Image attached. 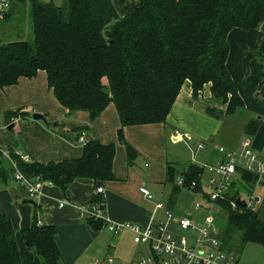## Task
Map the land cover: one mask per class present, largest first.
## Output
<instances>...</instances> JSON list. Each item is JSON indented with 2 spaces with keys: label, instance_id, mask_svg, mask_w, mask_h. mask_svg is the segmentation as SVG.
I'll use <instances>...</instances> for the list:
<instances>
[{
  "label": "trees",
  "instance_id": "trees-1",
  "mask_svg": "<svg viewBox=\"0 0 264 264\" xmlns=\"http://www.w3.org/2000/svg\"><path fill=\"white\" fill-rule=\"evenodd\" d=\"M25 1L30 4L33 40L0 42V87L44 70L70 113L87 111L95 119L112 103L122 127L164 123L186 80L195 96L210 83L213 98L227 104L228 114L244 107L227 67L228 35L236 27L257 28L264 21V0H137L123 16L113 0H64L60 6ZM253 124L245 128L248 134L255 133ZM115 152L114 144L90 140L75 159L44 163L16 153L10 157L27 177L41 176L65 191L78 178L102 183L113 179ZM128 155L132 160L135 151L129 148ZM195 173L188 174L190 179ZM102 197L93 196L90 202ZM237 199L230 191L218 200L225 209L222 248L234 254L250 242L264 248L260 209L244 207ZM88 220L96 228L104 224L102 219ZM56 234L55 226L37 222L22 230L42 264H65ZM0 264H22L16 230L1 211Z\"/></svg>",
  "mask_w": 264,
  "mask_h": 264
},
{
  "label": "crops",
  "instance_id": "crops-1",
  "mask_svg": "<svg viewBox=\"0 0 264 264\" xmlns=\"http://www.w3.org/2000/svg\"><path fill=\"white\" fill-rule=\"evenodd\" d=\"M41 1H52L58 6L64 2ZM113 1L121 16L137 2ZM27 13L30 15L29 2L13 0L0 21L20 20ZM29 24L28 21L26 28ZM15 32L12 27L2 29L0 42L13 41L6 37ZM228 42L227 67L244 101V107L233 114L227 113L226 103L213 98L210 83L195 96L190 80L182 85L164 123L125 127L121 126L119 113L112 103L95 119L87 111L70 113L49 86L44 70L33 77H21L17 84L0 87V211L9 216L16 230L22 264H42L22 235V230L34 222L55 226L56 241L65 264H91L106 254L114 255L118 262L129 263L150 251L147 245L134 242L131 231L114 236L104 224L96 228L82 217L77 206L92 200L98 185L94 179L78 178L65 191L46 183L42 195L32 198L12 179L10 153L24 155L29 162L47 163L81 157L84 145L90 140L114 144V178L102 183L111 221L148 225L155 202L141 193L140 188L146 187L156 200L178 216L188 217L196 224L203 223L206 213L195 208V201L205 192L212 175L206 166L222 157L217 147L239 148L241 141L249 138L254 149L264 153V21L257 28L232 29ZM8 112L18 113L6 117ZM31 113L44 115V120H36ZM250 121L257 125L254 134H248L245 129ZM10 124L12 127L8 129ZM82 133L83 144L78 141ZM199 144L204 147L200 148ZM129 148L135 151L132 160ZM195 171V179L199 181L197 189L177 184L180 175L189 177ZM234 181L230 191H235L237 196L239 193L238 198L242 199L243 194L247 195L244 200L258 207L264 219V177L240 169L234 174ZM184 193L192 195L193 208L183 206ZM63 201L67 203L61 206ZM220 218L221 235L223 218ZM163 219V212L159 211L155 223Z\"/></svg>",
  "mask_w": 264,
  "mask_h": 264
},
{
  "label": "built area",
  "instance_id": "built-area-1",
  "mask_svg": "<svg viewBox=\"0 0 264 264\" xmlns=\"http://www.w3.org/2000/svg\"><path fill=\"white\" fill-rule=\"evenodd\" d=\"M13 0H0V20L5 17ZM78 141L85 143L82 133ZM204 147V144H199ZM222 153L221 159L206 168L212 174L208 179L205 192L195 201L196 209H204L206 215L202 224H196L188 217L178 216L162 201L156 200L155 195L146 187L140 188L141 193L155 202L154 211L150 215V223L141 225L134 222L115 223L108 218L104 187L97 185L94 195L103 196L99 201L86 205H78L84 218H96L104 221L105 227L117 235L129 230L133 233V240L137 244L147 245L149 254L142 255L132 262H118L112 254L95 258L91 264H239L234 253L222 248L218 217H223L225 209L218 200L224 199L235 184L234 174L240 169L256 173L264 177V153L256 151L249 138L241 141L239 148L217 147ZM26 160V156L19 154ZM16 166L15 160L12 161ZM12 179L22 186L29 197L38 198L42 195L46 183L53 184L41 176L29 178L16 166L12 172ZM177 184L187 186L191 190L199 187L197 179H189L185 174L177 178ZM61 202V206L65 205ZM159 211L163 212L164 219L155 223ZM174 226L176 228H174ZM178 234H177V231ZM186 232L187 234H184Z\"/></svg>",
  "mask_w": 264,
  "mask_h": 264
},
{
  "label": "rangeland",
  "instance_id": "rangeland-1",
  "mask_svg": "<svg viewBox=\"0 0 264 264\" xmlns=\"http://www.w3.org/2000/svg\"><path fill=\"white\" fill-rule=\"evenodd\" d=\"M128 8H127V10H128ZM30 20H31L30 19V15H29V13H27L20 20L16 19L13 22L11 20H9L6 23H2V21H0V31L2 29L5 30V29H7L9 27H12L13 31H16V32L15 33H11L9 36H7L6 37L7 40H15V39L17 40V39L24 38V39H27V40L31 41V40H33V33H32L31 21ZM28 21H29L30 24L26 28V24L28 23ZM21 34L23 36H21ZM34 114L35 113H31L30 115L33 116ZM261 190L262 189H260V191ZM239 195L240 194L238 193V196ZM242 197L245 199V198H247V195L243 194ZM250 201H252V203H253L252 199ZM181 202L183 203V206L188 208V209H191L194 206L193 197L189 193H184L182 195ZM220 219H222V218H220ZM221 225H223V222H221ZM184 234H187V233L184 232ZM113 235L116 236L115 234H113ZM234 255L238 258L239 264H264V248L259 243L250 242V243H248L245 246L244 251L242 253H239V254L235 253ZM139 257H137V258H139Z\"/></svg>",
  "mask_w": 264,
  "mask_h": 264
},
{
  "label": "water",
  "instance_id": "water-1",
  "mask_svg": "<svg viewBox=\"0 0 264 264\" xmlns=\"http://www.w3.org/2000/svg\"><path fill=\"white\" fill-rule=\"evenodd\" d=\"M33 117H34L36 120H40V119L44 120V115L39 114V113H35V114L33 115ZM11 127H12V124H10V125L8 126V129H11ZM97 184H98V185H102V181H98ZM256 199L258 200L259 198L256 197ZM237 202H238V204H240V205H242V206H244V207H248V206H249V203H248L246 200L242 199V198H238V199H237Z\"/></svg>",
  "mask_w": 264,
  "mask_h": 264
}]
</instances>
